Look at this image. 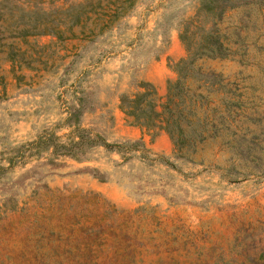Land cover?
Masks as SVG:
<instances>
[{
	"label": "rangeland",
	"instance_id": "rangeland-1",
	"mask_svg": "<svg viewBox=\"0 0 264 264\" xmlns=\"http://www.w3.org/2000/svg\"><path fill=\"white\" fill-rule=\"evenodd\" d=\"M15 1L49 10L83 0ZM198 3L137 0L92 39L49 45L46 65L20 67V81L0 55V264H264V175L246 173L244 160L239 173L221 170L225 153L210 146L201 153L208 162L177 158L164 131L151 140L119 108L120 96L141 90L148 77L167 75L157 90L164 97L178 61L169 54L173 38L184 57L180 23ZM221 27L231 39L246 36L248 64L206 65L230 82L245 76L255 151L264 157V0H240ZM51 39L30 37L28 51ZM76 107L81 127L114 144L142 139L147 157L139 149L97 146L78 158L44 149L41 137L50 131L67 142L65 118Z\"/></svg>",
	"mask_w": 264,
	"mask_h": 264
},
{
	"label": "trees",
	"instance_id": "trees-1",
	"mask_svg": "<svg viewBox=\"0 0 264 264\" xmlns=\"http://www.w3.org/2000/svg\"><path fill=\"white\" fill-rule=\"evenodd\" d=\"M136 1L83 0L48 10L15 0H0V55L10 63L8 70L13 78L20 81L24 77L16 73L20 67L36 71L39 68L34 63L46 65L49 45L74 38L92 39L114 27ZM239 5L240 0H199L195 14L180 23L179 38L186 54L174 64L175 77L167 80L164 97L159 96L153 83L142 81L141 90L120 96L119 108L128 124L149 134L151 140L164 131L172 141L177 158L208 162L201 153L210 146L225 153L227 164L216 166L221 170L227 168L223 171L239 173L236 166L244 160L246 173L264 175V165L249 167L251 161H264L255 151L250 84L245 76L240 82H230L206 65L208 60L226 58L240 65L248 64L246 36L231 39L221 27L223 16ZM42 35L52 39L39 44L38 52L33 55L28 51L29 38ZM0 87L5 90L1 73ZM78 114L76 107L65 118L64 123L70 128L67 142H59V137L50 131L41 137L44 149L72 158H78L86 148L97 146L116 149L120 154L139 149L142 157H147L148 149L142 139L125 144L110 143L96 130L81 127Z\"/></svg>",
	"mask_w": 264,
	"mask_h": 264
},
{
	"label": "crops",
	"instance_id": "crops-1",
	"mask_svg": "<svg viewBox=\"0 0 264 264\" xmlns=\"http://www.w3.org/2000/svg\"><path fill=\"white\" fill-rule=\"evenodd\" d=\"M169 54H172L174 58L177 60L180 59L181 56L183 55V49L180 48V46H178V42L174 38H173V46H172V49L169 51ZM168 72H169L168 73L169 75L172 73L170 70H168ZM166 79H167V75H165L163 78H162V75L161 77H148L147 78V80L153 83L157 87V90L161 93L164 91V88H165L164 82L166 81Z\"/></svg>",
	"mask_w": 264,
	"mask_h": 264
}]
</instances>
